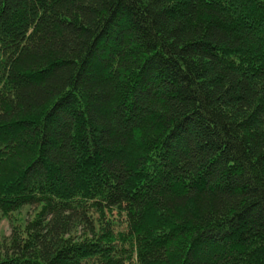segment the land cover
Returning <instances> with one entry per match:
<instances>
[{"label":"trees","instance_id":"trees-1","mask_svg":"<svg viewBox=\"0 0 264 264\" xmlns=\"http://www.w3.org/2000/svg\"><path fill=\"white\" fill-rule=\"evenodd\" d=\"M0 264H264V0H0Z\"/></svg>","mask_w":264,"mask_h":264},{"label":"rangeland","instance_id":"rangeland-1","mask_svg":"<svg viewBox=\"0 0 264 264\" xmlns=\"http://www.w3.org/2000/svg\"><path fill=\"white\" fill-rule=\"evenodd\" d=\"M36 212L37 210H32L27 207L11 212H3L0 210V248L4 250L11 241L14 232L18 234L26 232L27 223L34 218Z\"/></svg>","mask_w":264,"mask_h":264}]
</instances>
